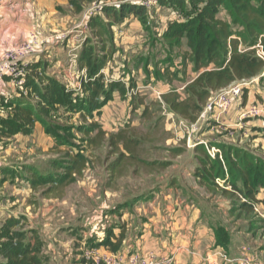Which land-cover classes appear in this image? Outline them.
Returning a JSON list of instances; mask_svg holds the SVG:
<instances>
[{
  "label": "crops",
  "instance_id": "0c3cea01",
  "mask_svg": "<svg viewBox=\"0 0 264 264\" xmlns=\"http://www.w3.org/2000/svg\"><path fill=\"white\" fill-rule=\"evenodd\" d=\"M71 1L4 0L0 12V50L28 42L32 35L38 37V46L33 55L23 60L26 72L22 86H16L9 77L0 80V121L13 116L16 107L23 101H30L32 104L35 93L29 85L31 77L43 76L41 83L44 85L48 79L64 84L67 93L72 94L74 100L78 97L87 98L88 94L83 91L82 85L90 80L89 72L86 68L81 69L72 64V55H80L87 41L89 45L99 47L95 56L105 61L104 67L96 73V77H101L100 83L106 89L110 84L120 83L125 86L130 98L138 95L140 90L135 89V86L127 88L126 83L130 75L134 77L136 73L140 74L150 68L148 52L145 55L137 53L149 44L150 33L134 16L116 22L115 18L107 17L102 10L93 16L88 14L95 3L108 2L106 0H82L80 8ZM109 2L118 7L127 3V0ZM158 9L161 11L166 8ZM167 12V16H161L157 10L154 15L155 19L161 21L162 34L166 32L169 23L181 20L177 13L169 9ZM93 17H100L106 26L102 29H92L89 23ZM81 23L84 25L83 32L72 33L75 26ZM1 51L0 65L3 59ZM127 51L128 55L125 53ZM134 53H137L136 57ZM170 57L173 58L170 75H166L161 83V92L155 93L160 102L162 95L172 89L182 94L186 86L198 77L192 72V65H183L182 54ZM69 58V65L66 67L64 59ZM166 60L167 57L162 62ZM168 65L170 63L161 69L162 73ZM126 68L131 70V74H125ZM174 72H178V77L183 80L179 81L180 86H175L178 79L172 75ZM150 77L156 82L154 74ZM131 90L135 93H131ZM245 90V102L243 98L233 100L229 107L216 109L214 118L218 122L221 121L225 131L242 127L245 131L248 130L253 141L257 143L254 149L250 150L258 155L259 143L264 141V81L259 78L251 80ZM117 94L120 95L119 91L115 90L112 99ZM112 99L102 109H106ZM102 100L101 97L100 101ZM127 104L133 109L132 100ZM145 104L148 105L147 100ZM143 109L142 105L138 110ZM254 109L259 113L255 116L248 115ZM245 117L249 120H245ZM98 118L88 119L84 125L97 123L109 134L107 127L103 126L104 123L101 124ZM194 132L195 130H187L189 143L193 142ZM93 135L95 136L93 133L90 136L82 134L81 141L87 139V143ZM134 139L142 142L141 138ZM65 149L71 153V150L78 152L76 148H56L54 138L46 133L40 123L35 124L31 134H17L0 142V264H134L135 255H154L161 260H171L170 264H241L246 249L258 258V264H264L263 243L260 242L253 248L255 239L250 234L235 231L234 225L231 224L233 220L228 216L229 201L219 197L210 199L205 188L199 185L194 176L195 189L203 191V197L206 198L198 197L195 200L189 193L193 192V188L181 187L179 190V181L175 182L169 177L163 181H166L165 185L162 186V182L154 192V197L147 201L140 198L136 203H122V199L118 206L103 200L97 210L90 206V198L96 194L91 185L92 178L88 176L91 172L88 163L83 177L91 183L78 182L79 190L82 189L83 192L73 197L66 196L64 191L79 187L76 183L53 187L35 186L34 182L38 180L39 175L55 172L52 162L57 158L54 155L59 156ZM37 152L46 153V159H51L47 169L35 166L38 160L36 161L34 156ZM122 152L128 159H136V150L131 152L133 157H129V152ZM28 158L31 159L28 161ZM141 162L151 169L152 173L155 172V167L145 163L154 161ZM124 164L125 160L122 166ZM123 176L124 173H121L115 180ZM49 187H52V191L44 195H49L48 197L42 195L38 204L29 203L33 191L39 188L43 193ZM105 189L108 194L110 188ZM119 197L116 194L115 198ZM101 198L104 199V196H97L98 200ZM258 199L261 204L257 213L264 219V190ZM218 217L224 224L230 225L228 230L231 243L228 251L216 246L211 222ZM107 239L115 244L114 248L101 246Z\"/></svg>",
  "mask_w": 264,
  "mask_h": 264
},
{
  "label": "trees",
  "instance_id": "16d2710c",
  "mask_svg": "<svg viewBox=\"0 0 264 264\" xmlns=\"http://www.w3.org/2000/svg\"><path fill=\"white\" fill-rule=\"evenodd\" d=\"M81 1L72 0L71 2L80 8ZM92 1L94 0H88V2ZM159 6L182 16L180 21L176 20L168 24L162 39L172 49L184 48L183 65L187 66L189 63L192 65V72L198 75L184 89L185 98L172 89L171 92L162 95L160 106H164L175 116L194 122L195 117L203 112L214 95L237 83L257 78L264 81V59L260 58L257 50L254 49L261 43L264 51V0H160L157 7ZM150 11L130 3H124L118 7L105 5L102 8V12L107 17L115 18L116 22L134 16L151 34L153 30L149 17ZM224 14L226 17L223 16ZM89 25L92 29H102L106 26L100 17H93ZM98 50L99 47L89 45L87 41L77 61L79 68H86L89 72L90 80L82 85L83 91L88 94L87 98L78 97L74 100L72 94L67 93L64 84L48 79L47 84L44 85L41 83L43 76L31 77L29 85L33 92L41 91L40 105L35 107L30 101H23L16 107L13 116L1 120L0 142L17 134H31L35 124L40 123L46 133L54 138L56 148L64 147L70 150L75 148L73 143L75 135L68 136L61 133H67L70 128L50 123V117L55 116V112H51L50 109L64 107L67 112L83 115V119L87 122L88 119L94 118L92 116L94 112L102 109L112 99V93L115 90H118L123 98L127 95L123 84H110L109 89H106L100 83L101 77H96L97 71L105 65V61L95 56ZM172 62L173 58L168 55L167 60L162 63L166 65ZM169 69L166 68L163 73L157 70L154 74L156 79L164 80L170 73ZM172 75L179 81H183L178 77V72ZM101 97L102 101H100ZM242 98L245 102L244 91ZM133 100L132 110L137 111L143 105L142 116H148L151 104L146 105L145 100H140L138 103ZM77 129L85 136L95 134L89 139L91 147L101 148L108 142L110 148L117 151L118 156L108 170L109 178L113 181L121 175L122 164L128 159L120 147L130 153L129 157H133L131 152L135 151L140 144L138 140L127 136L125 129L114 134H107L97 123L78 126ZM84 141L88 140L84 139L83 143ZM213 149L217 151L215 156L211 155ZM169 150L173 157L182 156L186 151L181 147ZM71 151L72 153H61L62 157L52 162L55 172L39 175L34 185L65 186L76 183L83 177L89 158L80 151L77 153ZM193 153L197 162L193 176L198 180L199 185L205 188L210 199L219 197L228 200L230 206L228 216L233 220L231 224L235 225L244 221L247 224L244 232L253 238L256 237L255 232L258 228L253 225L254 221H258L261 229H264V219L257 213L258 206L261 204L258 196L264 190V157L257 155L246 146L216 141L196 144ZM145 163L156 169H167L172 166V162L169 161ZM52 187L44 193H50ZM211 224L216 246L228 251L231 243V234L228 230L230 225L224 224L220 217L214 219ZM101 246L114 248L115 244L107 239ZM262 249L264 250V246Z\"/></svg>",
  "mask_w": 264,
  "mask_h": 264
},
{
  "label": "rangeland",
  "instance_id": "374dc122",
  "mask_svg": "<svg viewBox=\"0 0 264 264\" xmlns=\"http://www.w3.org/2000/svg\"><path fill=\"white\" fill-rule=\"evenodd\" d=\"M158 8H160V6L150 11L151 13L149 17L153 32H151L150 36L148 35V38L150 39L149 44L137 52L138 54L141 53L142 55H145L148 52L147 56H149L150 59V68L145 69L144 72H141L140 74L136 73L134 77L130 75V79L126 83L127 88H132V86H135V89L138 88L140 90L138 95L136 97L133 96V98H130V96L126 95V97L123 98L121 95L117 94L113 97L111 101L112 103L109 104L106 109H102L100 112H94L92 114L94 119L95 117H99V122L101 124L104 123L103 126L107 127L109 134H114L117 133V130L125 129V134L130 138H141L142 142L135 149L136 159L129 158L125 160L122 170L120 169L122 173H124L123 177H120L114 181L109 178V166L112 164V162H114L118 155L116 153L117 151H113V149L110 148L108 142L105 143L101 148L95 149L91 147L89 142L83 143L81 141L82 132H80L77 127L81 125L83 126L85 124L83 115H76L74 113L67 112L64 110V107L50 109L51 112H55V116L50 117V123L52 122L55 124H60L61 126L69 127L70 129L67 131V133H61L68 136L75 135L73 143L75 144L76 150L84 152V154L89 158L88 166L90 167L91 172L88 173V176L89 178H92V183L85 180L86 178L81 177L78 179L76 184L79 185V183L83 181L86 183H91L92 188L94 189V194L96 195H93L92 198H90V206L96 210L98 205L103 200H107L113 204L120 203L122 199V203H125L126 201L136 203V201L140 200V198H145L144 200L147 201L154 197V192H156V190L159 189V186H161V183L169 177L175 182H177V180L179 181L180 185H177L179 190L181 187L193 188V192L191 193V191H189V193L195 198V200L198 197L206 198L203 197L205 196L203 191L195 189L196 185L195 179L193 177L194 170L197 166V162L193 158V149L195 145L200 142L207 143L208 141H216L225 142L228 144L236 143L238 146H247L249 149L253 150L255 144H257L253 141L254 139L252 138L251 133L248 130L245 131V128L243 127L240 129L237 128L225 131V127L220 124L221 121L218 122L214 118V113L211 112H209L207 115L208 119L199 124V129L192 133L193 142L189 143L187 130L190 129L188 127L190 124L196 123L201 114L195 117L196 119L194 122H189L167 111V109H165L162 105L160 106V100L157 98L155 93L158 91L161 92L160 87L164 80H156V82H153L150 75L155 74L157 70L161 71V69L165 68L166 65H164L162 61L168 55L180 56V54H182L185 49H172L167 43L162 41V35L164 33L162 34L160 30L161 21H159L157 18L155 19L154 15L157 10L161 16H167L169 13L167 12V9L160 11ZM223 16L226 17L225 14ZM180 17H182L181 15H179V19H182ZM128 52L129 51L125 53L128 55ZM137 53L133 54L134 57H136ZM64 60L66 64L65 66L67 67L69 65L70 58ZM168 66L170 67L167 68H171L172 63ZM127 69L128 68L125 69V74H131V70ZM179 84V80L175 82V86H180ZM245 91L246 90L244 89V93ZM40 92L38 91L35 93L33 100H31L35 107L40 105ZM79 96L81 97L82 95L79 94ZM181 96L185 98L184 91H182ZM130 100H133L135 103H138L140 100H147L148 104H151L149 115L143 117V110L133 111L127 104ZM204 111L205 109L203 112ZM245 118V120H249L247 117ZM112 130H114L113 133ZM259 144L260 147L257 150V153L258 155L264 157V141L263 143L261 141ZM179 147L185 148V153L182 156L173 157L169 149ZM120 149L123 150L122 147H120ZM66 152V149L61 151V153ZM216 152L217 151L213 149L211 151V155L215 154ZM36 154L37 155L34 157L35 160L38 161L36 162L35 166H37V168L42 167L43 170L47 169L50 166L49 162L51 159H46L48 158L46 153L42 152L41 154L37 152ZM54 156H56L57 159L62 157L61 154L59 156ZM30 159L31 158H28V161ZM164 160H171L172 166L162 170L156 169L155 172L153 171L154 173H152L151 169L141 162ZM165 182H163L162 186L165 185ZM75 187L76 188H71L68 190L66 189V191H64L65 195L73 197L78 193L83 192L82 189L79 190L80 185L79 187ZM105 188H110L111 192L107 191L108 194H106ZM116 189L118 191L114 192L113 190ZM116 194L120 196L119 199L115 198ZM42 195L44 196L46 193H42V190L39 188L35 192L33 191V193H31V199L29 198V203L38 204ZM99 195L104 196V199L101 198L98 200L97 196ZM48 196L49 195L44 197ZM44 197L42 199H44ZM133 206H135V204H133ZM246 225L247 224L244 221H240L234 225V229L235 231L241 229V232H244V230L247 228ZM253 225L258 229L255 232L257 235L254 237V247H252L256 248V245L258 246L260 242L263 243L264 246V229H261V224L256 220L254 221ZM249 247L251 246L249 245Z\"/></svg>",
  "mask_w": 264,
  "mask_h": 264
},
{
  "label": "built area",
  "instance_id": "2783aa9c",
  "mask_svg": "<svg viewBox=\"0 0 264 264\" xmlns=\"http://www.w3.org/2000/svg\"><path fill=\"white\" fill-rule=\"evenodd\" d=\"M160 0H127V3L134 4L137 6H142L146 8L148 11L152 10L153 8L159 5ZM105 5H113L112 2H99L95 3L89 10L88 14L90 16L95 15L97 12H100ZM4 6V0H0V12ZM84 25L81 23L75 26L74 32L81 33L83 32ZM38 46V37L36 35H32L31 39L28 42L19 44L17 46H13L11 48H7L5 50H0L3 54L2 64L0 65V80L4 79L5 77H9L12 79L16 86H22L24 84V76H25V65L23 64V60L30 55H33L35 48ZM254 49L257 50V55L264 59V51L259 43ZM79 55L73 54L72 61L73 64L77 65ZM250 81H245L241 83L234 84L233 86L229 87L228 89L216 94L213 96L207 106L205 111L200 115L198 121L194 124H190L188 127L191 130L199 129V124L203 121L208 119L209 112L214 113L216 109H224L231 105L233 100H239L243 96V91L246 85ZM131 93H135L134 90H131ZM259 113L258 110H252L248 115L255 116ZM213 156L215 154H212ZM245 257L241 260V264H258V258L251 254L248 249L245 250ZM171 260H161L154 255H135L134 264H170ZM105 264H110L109 262ZM114 264H121V263H114Z\"/></svg>",
  "mask_w": 264,
  "mask_h": 264
}]
</instances>
